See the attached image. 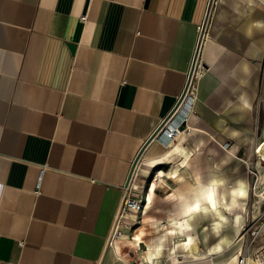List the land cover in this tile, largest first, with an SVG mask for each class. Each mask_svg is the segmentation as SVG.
I'll use <instances>...</instances> for the list:
<instances>
[{"label": "crops", "instance_id": "crops-1", "mask_svg": "<svg viewBox=\"0 0 264 264\" xmlns=\"http://www.w3.org/2000/svg\"><path fill=\"white\" fill-rule=\"evenodd\" d=\"M209 1L0 0V264H237L264 213V0H219L183 134L156 137ZM137 169L126 256L107 241Z\"/></svg>", "mask_w": 264, "mask_h": 264}, {"label": "built area", "instance_id": "built-area-1", "mask_svg": "<svg viewBox=\"0 0 264 264\" xmlns=\"http://www.w3.org/2000/svg\"><path fill=\"white\" fill-rule=\"evenodd\" d=\"M219 0H210L209 8L206 16V22L203 26L200 27V41L196 47L194 59L192 61L191 69L189 71V75L186 81V88L184 93L179 99V104L175 108L173 114L167 119L156 132L157 139L160 138L167 139L168 141H174L179 135L182 133L180 129L181 126L188 120V114L185 115L180 120V115L184 111L191 110L192 106L195 103V99L199 90V82L204 75L205 68L203 67V59H202V49L204 46V42L207 39V23L208 17L214 11V9L218 6ZM83 17V19H85ZM180 120L177 125L174 126V122ZM262 144H260L256 149V160L255 162L264 163V155H262ZM248 174L250 178V193L254 198H257L264 204V176H261L259 171L256 168V164L250 165L247 163ZM133 185L128 183V186L124 187V196L123 202L119 208L118 215L116 217L115 225L113 228V232L110 235L107 246L114 248V234L118 232L116 230V222L122 217L124 214H139L143 212L145 206L148 204V199L145 196H136ZM165 226V223H164ZM244 242L242 249H240L239 254L237 256V264H264V242L259 245L255 250H251L252 246L257 243L258 239L264 241V213L257 216V218L247 219L244 224V228L241 232V236L239 238Z\"/></svg>", "mask_w": 264, "mask_h": 264}, {"label": "rangeland", "instance_id": "rangeland-1", "mask_svg": "<svg viewBox=\"0 0 264 264\" xmlns=\"http://www.w3.org/2000/svg\"><path fill=\"white\" fill-rule=\"evenodd\" d=\"M140 173H141V170L140 169H137L135 171V174L133 175V178L136 179L137 176L140 175ZM137 179H138L137 181H134L133 180L134 183H132L133 184V187L135 188L134 191H133V193L136 192V193L141 194L140 191H142V190L144 191V188H145V186L148 185V182H144L143 179H141L140 176ZM135 182H136V185H135ZM119 225H122L123 227L124 226L127 227V222H125V221L122 222V220L120 218L116 222V230L118 229V226ZM136 231H137V229H133L130 233H126L123 229L122 230L119 229L118 232H116V234H114V239H115L114 246H116L120 250V252H121L122 255L129 256L130 247L128 246V241L130 240V238L132 240H134V237L137 234ZM133 263H135V262H133Z\"/></svg>", "mask_w": 264, "mask_h": 264}, {"label": "snow or ice", "instance_id": "snow-or-ice-1", "mask_svg": "<svg viewBox=\"0 0 264 264\" xmlns=\"http://www.w3.org/2000/svg\"><path fill=\"white\" fill-rule=\"evenodd\" d=\"M207 199H209V201L211 202L212 206L215 207L216 202H215V199H214V194L211 193V192H209V193L207 194ZM200 206H201V205H200V202L197 201V202L191 204V205L188 207V212H192V211H194V210H195V211H199Z\"/></svg>", "mask_w": 264, "mask_h": 264}, {"label": "bare ground", "instance_id": "bare-ground-1", "mask_svg": "<svg viewBox=\"0 0 264 264\" xmlns=\"http://www.w3.org/2000/svg\"><path fill=\"white\" fill-rule=\"evenodd\" d=\"M186 113H187V111H184V112L180 115V120H181L183 117H185L184 114H186ZM190 113H191V112H190ZM180 120L178 119L177 121H175V122H174V126L177 125L178 122H179ZM182 134H183V133H182ZM262 146H263V147H262V151H263V150H264V142H263ZM129 214H130V213H129ZM129 214H124V215H122V217H121L122 222L128 218ZM119 229L122 230V229H124V227H123L122 225H119L117 230H119Z\"/></svg>", "mask_w": 264, "mask_h": 264}, {"label": "water", "instance_id": "water-1", "mask_svg": "<svg viewBox=\"0 0 264 264\" xmlns=\"http://www.w3.org/2000/svg\"><path fill=\"white\" fill-rule=\"evenodd\" d=\"M71 50H72V52H74V51L76 50V47L72 45V46H71ZM184 127H185V125L181 126L180 129L183 130ZM154 138H155V136L151 139V141H152ZM140 157H141V155L138 157L136 163L138 162V160L140 159ZM136 163H135V166H136ZM133 171H134V169H133ZM133 171H132V173H133ZM132 173H131V175H130V177H129V180H130V178H131V176H132ZM129 180H128V182H129Z\"/></svg>", "mask_w": 264, "mask_h": 264}]
</instances>
